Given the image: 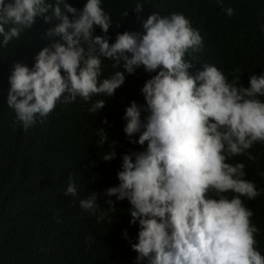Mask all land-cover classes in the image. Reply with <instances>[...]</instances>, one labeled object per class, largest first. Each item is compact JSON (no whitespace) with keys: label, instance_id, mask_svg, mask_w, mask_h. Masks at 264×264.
<instances>
[{"label":"clouds","instance_id":"clouds-1","mask_svg":"<svg viewBox=\"0 0 264 264\" xmlns=\"http://www.w3.org/2000/svg\"><path fill=\"white\" fill-rule=\"evenodd\" d=\"M101 5L102 0H84L77 9L66 0H0V48L37 18L56 21L31 67L13 64L6 96L12 126L30 129L57 102L111 97L125 73L142 66L154 73L140 88L144 103L130 101L122 119L129 142L144 147L121 154L118 183L102 193L107 207L93 191L79 199L81 209L99 223L115 212V201H128V223L137 225L135 242L126 230L122 235L136 252L135 264H264L255 238L259 229L244 202L264 189L246 179L243 162H230L236 156L252 160L251 146L264 145V71L250 74L247 87L237 78L229 81L214 64L203 63L191 73L185 56L203 47L202 37L180 12H154L142 21L143 33L118 32L109 43L113 22ZM141 8L137 4L134 10ZM221 10L233 14L231 6ZM97 27L102 35H93ZM259 27L264 32V24ZM102 59L119 70L102 77ZM104 104L105 99H96L87 111L96 114ZM95 134L100 146L109 145L101 159H114L115 142L106 129ZM63 194L77 196L71 178Z\"/></svg>","mask_w":264,"mask_h":264},{"label":"trees","instance_id":"trees-1","mask_svg":"<svg viewBox=\"0 0 264 264\" xmlns=\"http://www.w3.org/2000/svg\"><path fill=\"white\" fill-rule=\"evenodd\" d=\"M66 2L79 9L84 0ZM137 4L142 6L139 12L134 10ZM101 6L113 22L107 33L109 43L118 32L143 33L142 21L154 12H180L202 37L203 47L185 56L192 64L191 73L203 63L214 64L229 81L237 78L247 87L250 74L264 71V32L259 27L264 24V0H222L221 4L217 0H102ZM222 6H231L233 14L225 15ZM55 23L37 18L32 27L0 48V264H135L136 252L122 235L126 230L135 242L137 225L128 223V201L112 197L115 212L98 223L95 215L81 209L79 199L95 191L97 202L107 207L108 198L102 193L118 183L121 154L144 147L129 142L122 116L130 101L144 103L140 88L154 73L141 66L125 73L123 84L111 97L57 102L43 122L28 130L13 127L14 113L6 104L8 76L15 62L31 67L34 56L49 43L46 31ZM93 35H102L98 27ZM111 64L102 59V77L119 70ZM96 99H105V104L96 114L89 113L87 107ZM99 127L115 142L112 160L101 159L109 145L97 143ZM248 152L254 159L236 156L230 162H243L246 179L264 189L260 174L264 145L254 143ZM70 178L77 186L76 197L63 194ZM244 202L253 211L251 219L259 229L255 238L264 254V192Z\"/></svg>","mask_w":264,"mask_h":264}]
</instances>
